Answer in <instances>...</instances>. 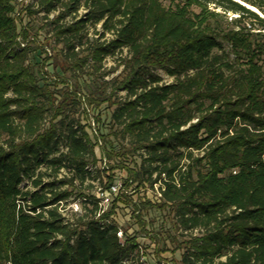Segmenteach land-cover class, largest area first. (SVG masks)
Wrapping results in <instances>:
<instances>
[{"label": "trees", "instance_id": "obj_1", "mask_svg": "<svg viewBox=\"0 0 264 264\" xmlns=\"http://www.w3.org/2000/svg\"><path fill=\"white\" fill-rule=\"evenodd\" d=\"M163 1L175 0L24 9L44 14L72 93L57 89L65 79L42 76L38 49L20 42L14 0H0V264H123L140 243L126 234L120 245V205L144 231L141 212L160 214L150 238L157 256L168 251L163 235L181 236V264H264V0ZM89 25L100 26L97 38ZM108 58L122 68L109 82ZM79 94L96 112L95 132ZM104 160L126 174V190L161 180L162 198L119 196L97 219L82 187L105 173ZM107 179L104 189L115 182ZM75 196L90 207L69 217Z\"/></svg>", "mask_w": 264, "mask_h": 264}, {"label": "rangeland", "instance_id": "obj_2", "mask_svg": "<svg viewBox=\"0 0 264 264\" xmlns=\"http://www.w3.org/2000/svg\"><path fill=\"white\" fill-rule=\"evenodd\" d=\"M34 2L36 3L37 0H14V4H16V9H17L16 19H17L19 31L20 30L22 32L25 31L27 33V38L25 39L24 36L22 35L20 38V42L25 46L27 45V46H31L32 48L38 49L34 53V55L37 56L36 57L37 61L40 64H42L41 74L43 77L47 78L46 80L48 81L49 84H53L56 79L60 82L61 79L63 78L65 79L66 82L65 86L59 83L57 89H62L65 87L70 92L73 93L75 91V86H74L75 81L71 80L68 74L61 73L60 67L56 68V65L61 63V59L58 56V52L56 48L59 50L61 47L60 46L56 47V42H55V38L53 37V33L51 32V30L46 28L45 26L46 20H44V14H39L37 16H30L28 13L24 11L25 8H27L30 4L32 5V3ZM179 2L180 0H175L173 2L163 1V5L166 8H170V7L174 8V6ZM195 11L198 12L197 10ZM85 14H86V10L82 8L79 11L78 16L82 17ZM260 16L264 18V16L262 15ZM236 17L237 16L235 15H231V18H236ZM67 20L70 21L71 19L68 18ZM88 28H89L88 32L90 38H97L95 32L101 30L100 26H97L96 31L90 25ZM106 38H111V37L110 35H107ZM103 41L104 40H102V42ZM126 56H127V52L124 51V53L118 57L125 58ZM117 59L118 58H108L105 61L104 64L105 66L103 71L110 72V75L105 77V81L107 82L117 79L122 72V68H117V64H118ZM157 74L163 79L165 83H170L173 80L172 78L167 76L163 71H157ZM120 96H124V93H120ZM78 98L81 101V106L79 110L84 111L87 117V123L90 125L91 128H93L92 123H94V116L96 112L94 111L93 107L87 104L85 98L81 94L78 95ZM98 156H100L99 151H98ZM99 164L100 165L98 167L101 168L102 170H105L104 171L105 173H103L101 177L99 176L100 179L87 181L85 185H83L82 188L85 189L83 193L87 196L94 195L99 187L107 185L108 182L107 176L109 175H113L115 181L120 182L122 184H124L126 180V174L123 173L122 171L120 170L113 171L114 173L112 171H109L112 167H114V163H108L106 160H104ZM101 180L104 183L102 186L99 184ZM90 185L93 186V189L89 191L88 187ZM132 190L133 192H131ZM126 193L129 196L131 195V198H133V200L136 203L141 202L142 200L141 197L143 195L142 191L140 192V190H137L134 187H132L131 189H128ZM73 199H76V196ZM75 205H77L78 208H76ZM86 207H90V206L83 205L82 199H78V200L76 199L71 203V205L66 207L64 214H68L69 217L74 213L84 214L83 210ZM120 207L122 209L119 210V216L117 218L119 225L122 226L123 230L127 232L128 235H134L138 237V242L141 244L145 255L153 257L154 260H156V262L162 260L165 261L167 264H181V260H180L181 253L179 251L177 253H174L175 252L174 250L177 248L178 243L180 244L182 241H184V238H182L181 236H178L177 242L175 243L171 240H168L167 237L163 235L162 237L166 240V246L168 248V251L161 253L159 256L153 253L154 246L151 244L152 241L150 240V238L154 234L153 231L154 229L156 230L160 229V223L162 217L160 216L159 213H156L154 211L141 212L140 216L147 223L145 226L146 231H144L141 228L140 224L134 218L131 217L133 212L132 208H124V206L122 205H120ZM163 219H164L165 227L169 228L170 218L168 216H165ZM152 220H158V221L153 226H151L149 223ZM171 234H174V230H172Z\"/></svg>", "mask_w": 264, "mask_h": 264}, {"label": "built area", "instance_id": "obj_3", "mask_svg": "<svg viewBox=\"0 0 264 264\" xmlns=\"http://www.w3.org/2000/svg\"><path fill=\"white\" fill-rule=\"evenodd\" d=\"M93 131L95 132V124L92 123ZM91 170V169H89ZM164 178V176H163ZM140 192L142 191V199L144 201H151L152 203H157L162 198V192L164 190V186L162 181L155 182L152 186H147L145 188L139 189ZM127 190L124 188V184L115 181L108 189H104L103 187H99L95 194L94 198L99 206V211L97 214V219L101 218V216L108 210L111 205V202L114 198L119 196L127 195ZM135 202V201H134ZM136 203V202H135ZM78 208L77 205H75ZM127 232H125L122 226L119 225L117 237L119 239L120 245L123 247L125 246V238ZM137 256L131 257L123 262V264H167L165 261L156 262L153 257L144 254V250L140 245L137 248Z\"/></svg>", "mask_w": 264, "mask_h": 264}, {"label": "water", "instance_id": "obj_4", "mask_svg": "<svg viewBox=\"0 0 264 264\" xmlns=\"http://www.w3.org/2000/svg\"><path fill=\"white\" fill-rule=\"evenodd\" d=\"M253 10V9H252ZM254 12H256L255 10H253Z\"/></svg>", "mask_w": 264, "mask_h": 264}, {"label": "bare ground", "instance_id": "obj_5", "mask_svg": "<svg viewBox=\"0 0 264 264\" xmlns=\"http://www.w3.org/2000/svg\"><path fill=\"white\" fill-rule=\"evenodd\" d=\"M253 9V8H252ZM253 10H255V9H253ZM256 11V10H255Z\"/></svg>", "mask_w": 264, "mask_h": 264}]
</instances>
